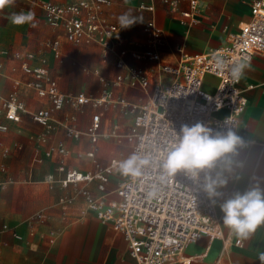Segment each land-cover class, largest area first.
Wrapping results in <instances>:
<instances>
[{"label": "crops", "instance_id": "1", "mask_svg": "<svg viewBox=\"0 0 264 264\" xmlns=\"http://www.w3.org/2000/svg\"><path fill=\"white\" fill-rule=\"evenodd\" d=\"M72 1L55 0L62 5ZM203 1L207 6L200 14L202 21L191 25L181 22V12L189 9L186 0L180 4L179 12H172L163 0H110V4L102 6L100 15L122 28L121 43L104 61L98 43L75 45L69 42L63 28L47 22L44 8L36 0H14L13 4L0 9V50L10 52L9 55L0 53V106L18 88V97L28 110L52 107L49 98L40 97L34 88L27 86L35 78L24 72L23 59L15 58L14 54L33 53L35 57L29 63L45 66L63 93L98 97L103 88L98 82L100 76L114 79L125 74L129 66H143L153 71L154 77L160 75L158 63L136 59L130 53L143 48L150 36L144 30L145 22L154 20L163 29L167 45L161 47L162 60L175 63L180 48L194 55L222 47L228 34L237 32L251 16L249 0ZM143 4H153L154 10L141 8ZM22 11L33 13V19L22 25L13 24L12 14ZM125 14L136 23L124 27L120 18ZM53 41L59 42V56L48 44ZM123 49L128 53L124 65L119 66V53ZM165 78L168 80L169 76ZM18 80L21 81L19 87L16 86ZM217 83L215 76L208 75L205 87L214 91ZM250 84L253 87L245 90L248 105L240 119L238 136L245 146H238L229 157L230 163L224 164L222 169V178L227 183L220 189L219 212V205L237 191L243 192L254 185L264 188V54L254 56L245 67L240 86L245 89ZM112 91V100L107 104L119 103L122 110L132 105L131 112H135L142 105V94L148 95L142 106L148 102L151 88H133L124 83ZM98 113L101 114L100 138L93 143L87 130ZM110 120L107 108L92 104L75 108L66 104L60 110H52L53 127L47 141L40 142L39 137L45 130L30 113H22L18 121L0 116V122L8 125L7 131L0 132V167L3 169L0 173V264H138L130 255L125 238L89 211L77 186L47 181L51 175L61 180L70 170L87 172L94 169L96 163L107 165L114 159L130 157L101 161L110 158L115 150L113 141L118 144L129 141L127 134L134 124L127 130L118 123L109 127ZM68 124L78 129L81 136H68ZM115 128L117 131L113 133ZM59 146H63L66 153H60ZM83 156L88 160L79 161ZM123 177L120 170L115 171L108 188L115 189ZM89 188L93 194H101L97 182L89 184ZM65 196L74 197L68 206L60 203ZM40 211L47 213V219L30 221ZM73 220L80 222L72 225ZM14 231L23 238H16ZM242 240V246L231 249L227 264H260L258 253L264 252V226ZM220 251L219 240L203 236L198 242L187 245L181 260L174 264H216Z\"/></svg>", "mask_w": 264, "mask_h": 264}, {"label": "built area", "instance_id": "2", "mask_svg": "<svg viewBox=\"0 0 264 264\" xmlns=\"http://www.w3.org/2000/svg\"><path fill=\"white\" fill-rule=\"evenodd\" d=\"M182 1L163 0L172 12H179ZM186 1L189 9L181 12V22L191 25L200 23V14L207 4L203 0ZM36 2L44 8L47 22L51 26L64 29L69 42L75 45L98 43L104 61L121 43L122 28L109 23L100 15L102 6L110 4V0H74L65 5L55 0ZM249 5V20L237 32L228 34L222 47L194 55L180 48L175 63L162 60L161 47L167 45L163 29L154 20L145 22L144 30L150 36L143 48L131 50L130 53L136 59L158 63L160 75L154 77L153 71L143 66H129L125 74L114 79L100 76L98 82L103 88L98 97L85 93H63L45 66L29 63L35 57L33 53L14 54L15 58L23 59L24 72L35 78L27 86L34 88L40 97L49 98L52 107L28 110L19 99L17 88L2 101L0 116L5 115L8 120L18 121L22 113H30L45 130L39 137L40 142L47 141V134L53 127L52 110H60L66 104L75 108L85 104H107L112 100V88L124 83L133 88H151L148 102L136 114L130 133L127 134L128 140L133 143L131 156L136 154L147 161L142 165L140 175H125L117 187L110 190L108 184L111 176L119 170V162L125 160L114 159L107 165L96 163L94 169L87 172L70 170L61 180L53 175L47 178V181L61 182L63 186H77L78 192L86 199L88 209L125 238L130 255L138 264H174L181 260L187 245L198 242L203 236L221 242L216 264L230 262L228 256L231 249L243 245L241 237L224 229L222 215L217 208V202L222 196L215 198L216 203L213 204L203 187V172L198 181H193L184 172L161 181L159 163L184 126L201 124L213 135L218 132L226 134L231 130L239 136L240 119L248 105L245 90L253 87L251 84L245 89L240 86L245 67L254 56L264 54V0H249ZM141 8L154 10V5L143 4ZM48 44L59 56V42ZM0 53L10 54L7 49H1ZM127 53L125 49L120 51L119 66L124 65ZM241 64L244 66L243 71L237 79L233 76V68ZM208 75L218 79L214 91L205 87ZM165 76H169V79L166 80ZM20 85L21 81H16V86ZM222 111L224 113L220 114ZM100 121L101 114H95L87 130L93 143L100 138ZM7 130L8 125L0 122V132ZM116 131L115 128L113 133ZM66 133L71 137L81 136V132L70 124L66 125ZM239 146L243 148L245 145L241 142ZM58 151L66 153L63 146H59ZM223 167L224 163L219 162L211 175L215 178L218 172L222 173ZM2 170L0 167V173ZM92 182H97L100 195L90 190L89 184ZM150 192L156 194L150 196ZM73 201V196H65L60 203L68 206ZM47 216L45 211H40L30 221L43 222ZM14 236L23 238L17 231H14Z\"/></svg>", "mask_w": 264, "mask_h": 264}, {"label": "clouds", "instance_id": "3", "mask_svg": "<svg viewBox=\"0 0 264 264\" xmlns=\"http://www.w3.org/2000/svg\"><path fill=\"white\" fill-rule=\"evenodd\" d=\"M14 0H0V9L13 4ZM31 12L13 13L11 22L22 25L33 19ZM124 27H130L136 23L135 19L127 14L120 18ZM243 65L233 68V76L239 78L243 71ZM241 144L240 138L231 130L227 133L212 132L201 124L188 127L184 126L177 136L176 141L167 150L159 167L162 170L159 179L165 181L174 177L178 172H184L193 181H198L200 174L204 173V190L212 198L213 204L217 197L222 196L219 189L223 188L227 181L218 172L215 178L211 175L219 162L229 164V157L234 154ZM147 161L133 154L119 162V170L124 175L138 176L141 167ZM155 192H150L154 196ZM222 213V221L225 228L241 238H248L264 226V188L254 185L247 190L237 191L230 198L219 205ZM260 264H264V252L258 253Z\"/></svg>", "mask_w": 264, "mask_h": 264}, {"label": "rangeland", "instance_id": "4", "mask_svg": "<svg viewBox=\"0 0 264 264\" xmlns=\"http://www.w3.org/2000/svg\"><path fill=\"white\" fill-rule=\"evenodd\" d=\"M149 93H150V91H149ZM142 96H143V100L140 102V104L143 105L146 102V100L148 99V95L142 94ZM141 106H138L136 108L135 112H131V109L133 108L132 105H128L127 107L124 108V110H122L121 105L119 103H116V104L111 103V104L101 105L100 108L101 109L107 108V110L111 116V120L109 121V127L113 126L114 123H118V124L122 125L121 126L122 128H125L128 130L130 125L134 122L135 114H137L140 111ZM97 110H98V108H97ZM113 146H114L115 150L112 153H110V158H107V160L101 159V161L105 160L106 162H108L112 157H127V156L131 155L133 152V147H132L133 143L130 141L123 142L120 144L113 141ZM86 160H88V158L86 156L79 157V161H86ZM111 186L115 187L113 184ZM79 222H80V220H73L72 225H76Z\"/></svg>", "mask_w": 264, "mask_h": 264}, {"label": "bare ground", "instance_id": "5", "mask_svg": "<svg viewBox=\"0 0 264 264\" xmlns=\"http://www.w3.org/2000/svg\"><path fill=\"white\" fill-rule=\"evenodd\" d=\"M187 262L189 261V260H186Z\"/></svg>", "mask_w": 264, "mask_h": 264}]
</instances>
